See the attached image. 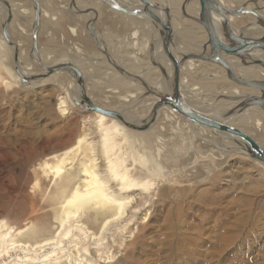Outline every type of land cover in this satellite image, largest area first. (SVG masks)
<instances>
[{
	"label": "rangeland",
	"instance_id": "374dc122",
	"mask_svg": "<svg viewBox=\"0 0 264 264\" xmlns=\"http://www.w3.org/2000/svg\"><path fill=\"white\" fill-rule=\"evenodd\" d=\"M6 1L10 4L14 3V0ZM21 1L29 4L32 11H30L31 14L28 15V19L23 20L25 25H29L31 22V29L33 23L31 3L29 0ZM165 1L159 0L160 4L164 3L166 5ZM249 1L252 0H243L241 5L236 2L234 6L238 9L243 5L245 10L264 14V9H261L263 5H244ZM38 2L40 3V1ZM68 2V9H74V11H71L73 15L77 17L86 16L83 11H78V9L72 7L70 0ZM98 2L100 1L98 0ZM125 2L130 4L131 0H125ZM180 2L183 3L184 0H180ZM177 7H179V4ZM177 7L173 8L171 14L176 16L175 21L177 23H181L177 17ZM90 10L92 9H87V11ZM27 12L30 13L26 9ZM5 15L6 13L1 5L0 23ZM92 16L91 14L90 19L95 18ZM241 17L235 18L237 21L231 22L232 28L237 29L239 32L251 23L253 20L250 18L255 16L247 14ZM13 19L12 16L8 32L10 40L13 43H15V40L21 46V48L18 46V50L20 49L23 52L19 55L21 57L20 61L25 66H30L28 73L40 74L41 70L29 58L31 54V36L22 27L19 30L23 35L14 30ZM90 19L85 23L83 21L90 40L83 33V36L80 37L81 41L74 38L68 45V48L78 46L81 51L77 52V47H74V51L71 50L68 57L84 71L86 75L84 81L87 88L86 93L96 106L126 112V115L130 116L135 122H139L141 118H147L149 114L144 115V113L149 106L141 108L142 114L140 113L139 118L131 116L129 110L133 109L137 102L144 97H146L145 102L155 101L154 98L148 95V91L136 82L121 76L112 66H110L112 75L110 81H108L105 68L102 70L101 65H99V68L96 66V58L91 57L92 35L86 29ZM184 21H186L185 27H190V29L184 32L185 35L181 34L180 24L176 23L178 25V28L175 27L176 40L181 46L184 44L187 50L190 51L189 53L200 52L197 45L204 42V35L199 29V25L196 26L187 19ZM22 24L24 23L22 22ZM82 28H84V25H82ZM82 28H80V31L83 30ZM95 31L98 32L96 27ZM190 32L193 36L188 37L186 33ZM154 34V28L151 26L147 29L146 35L144 33V41L149 43L152 39L151 42H157L161 48V37L159 34L158 36L156 34L155 37ZM97 36L95 38L99 43H94L97 47H100L99 54L106 61L101 52L104 48H101L100 34L98 33ZM0 39L2 40L3 37L0 36ZM3 43L0 44V59H2L0 64L3 65V69L0 68V76L5 78L8 84H1L0 80V217L5 218L15 230L26 228L30 223L50 230V226H53L54 222L52 212L48 208L47 201H44L46 198H43V194L52 189L51 183L49 179L43 180L42 178L38 186L34 187L35 176H32L31 168L39 158L52 151H58L59 147L61 148L70 137L76 136L82 128V121L88 117L93 118L95 113L82 111L73 104V98L77 97L76 99H78V91L75 90V82L70 80L65 73L53 74L38 80L31 87L30 85L15 84L13 81L17 75L13 71V52L5 42ZM38 51L43 57L40 60L41 63L50 65L60 61L58 56H53L54 54L50 56L49 53L52 52L48 51L49 53H47L44 50L40 52L39 45ZM161 51L163 53V47ZM149 52L150 48L143 52L145 57L140 62V71L137 74L134 73V76L140 78L141 76L138 74L142 72L143 77L141 78L144 79L146 84L150 85L149 89L153 91L157 89L155 85L159 80L151 84L147 83L146 79L152 81L163 79L164 76L158 67L150 64ZM75 53L78 56L73 55ZM173 53L175 54V52ZM32 54L35 56V53ZM121 55L120 52L116 58L120 60ZM64 59L69 60L68 58ZM123 60L128 65L126 67L122 66V68L131 69L135 67L127 57ZM92 61L95 62V64L93 63V73L90 72ZM115 61L113 64H117L118 60L115 59ZM154 64H157L155 59ZM104 66L106 67L105 64ZM168 68H171L170 65L166 69L168 70ZM212 69L210 68V71ZM167 70L166 72L169 73ZM220 72L222 74V70ZM113 74L115 75L114 78ZM210 75L208 72L202 71L199 76L203 77L199 78L196 71L193 73L183 72L180 81L182 79L181 84L183 87H193L195 93H197V90L198 93L202 92L200 96L207 97L208 100L212 98L214 88L229 91L235 87L224 76L211 80ZM257 79H263L261 72L259 74L255 73V76L249 80ZM164 82L169 85V78L168 81L164 80ZM162 86L163 84H161ZM166 87L169 90L164 91V95H167L170 91L169 86ZM137 89L142 90L141 96L137 97L136 100H131L129 98L130 94L136 93ZM158 91L161 93L160 90ZM59 95L66 96L70 104L71 111L66 116L57 111ZM225 96L231 95L226 94ZM116 97L118 99L120 97L125 99L126 97L127 100L131 101V104L128 106L125 103L123 107L122 102L117 100ZM215 101L207 103L209 105H205L204 109L211 111L210 109H214L218 104V107L224 105L225 108L231 104V102L219 99L216 106L211 107L210 104ZM196 107L200 108L198 104H196ZM254 111L258 112L255 113V118L264 124V113L259 109H254ZM161 113L162 111H160L159 117L152 127L144 133L140 132L146 139L154 141L156 135L154 131L159 127L163 128L158 137L164 145V151H162V158L160 159L161 165L156 167L159 177L154 180L156 182L153 184L154 189L148 194L144 204L147 207L145 210L148 211L147 218L144 224L138 222V232L135 239L127 242L124 252L118 255L119 260H122L119 264H264V164L253 161L245 155H240L237 151L222 153L213 144H200L199 137L201 138V136H205L204 139L209 140L206 137L209 131L195 128L182 119L177 120L175 118L165 121ZM246 120H243V123L235 122L234 127L248 133L264 148V135L254 129V120L250 123ZM150 133H153V136ZM210 137H213V135ZM213 138L216 143L221 144L218 135ZM228 146L235 148V143L228 141ZM147 151L152 154L150 149H147ZM136 169L138 172L140 170L139 166ZM141 172L143 174L140 176L146 175L144 170ZM139 209L141 210L138 216H141L143 207ZM136 219L133 218V221ZM133 223L129 225L132 227ZM90 224L92 225V223ZM48 234L50 235V231ZM118 261L111 264H118Z\"/></svg>",
	"mask_w": 264,
	"mask_h": 264
},
{
	"label": "bare ground",
	"instance_id": "6f19581e",
	"mask_svg": "<svg viewBox=\"0 0 264 264\" xmlns=\"http://www.w3.org/2000/svg\"><path fill=\"white\" fill-rule=\"evenodd\" d=\"M108 1H113L117 3L125 10L133 11L142 8L140 3L136 0H131L130 4L125 2V0H108ZM150 1L158 5V7L155 10V14L161 20L164 21V19L167 18L164 9H168L169 19L171 15L170 23L172 26V38L169 47L172 53L175 52V54L173 53L174 56L180 59V55L188 54L190 52L187 50V47L184 46V44L183 46H181L178 43L175 35V31H176L175 27L178 28L177 24H180L179 29L181 30L180 31L181 34L185 35L184 32H186L187 29H190V27L189 28L185 27L186 26L185 24L186 21H184L185 19L193 22V24H195L196 26L199 25L198 27L201 30V33L204 35V42L201 43L200 45H197L198 48L200 49V52L197 53H201L202 47L204 43L207 41V35L204 29L202 28V26L192 20L193 18H198V12H199L198 0H187V1L184 0L186 1V4L184 6L183 3L180 2V0H166L165 1L166 5H164V3L160 4L159 0L157 1L150 0ZM216 1L224 8L233 11L236 10L234 6L236 2H239L238 4L241 5L243 0H216ZM250 2L251 1L247 2V4L245 3L244 5L245 6L249 5L251 4ZM257 2H259L260 4H258ZM75 3L73 7L76 9L77 7ZM253 3H255V5H263V8L261 9H264V1L255 0ZM178 4L179 7H177ZM175 6L178 8L177 17L178 20L181 21V23H177L175 21L176 16H173L171 14ZM182 6L185 16L183 15L182 11H180ZM10 8L13 14L14 4L13 5L10 4ZM19 8L18 11L20 14L26 13V9H23L21 7ZM83 10L86 9H82V10L78 9V11H83ZM243 10L249 13L251 12L254 13L255 17L250 18L253 21L247 24L246 27L241 29L239 32L237 31V29L234 30L232 28L231 22L237 21V19L235 18H240L241 16H245L248 13L240 16L227 15V18L230 22V30L236 35L242 37H248L254 39L262 37V35L264 34V28L259 26L258 19L264 20V14L262 12L255 13L254 11L251 10L250 11L245 9ZM113 11L117 14L124 15L115 10ZM42 13L43 16H45L44 11L41 10V17H42ZM97 14L98 13L96 12V16ZM130 18H132L133 21H135L137 29H134L133 32L130 33L126 41L127 42L128 40L130 41L129 42L130 48L132 50L135 48L137 50L136 52L139 53V55L134 56L133 54L134 51L130 53V57L127 54L121 53L122 54L121 59L120 60L117 59L118 60L117 64L114 63L113 65L118 66V68L125 71L126 69L122 68V66L126 67L128 64L125 63L123 58L127 57V59L132 62V65L135 66L134 68L135 69L137 68L140 71L139 69L141 68L139 67L140 62L145 57V55H143V52L147 51L150 48L153 54V58H152L153 61L155 59L157 64H160L166 71L167 66H169L168 64L169 60L165 56V54H163L161 51L163 46L160 48L157 42L155 43H153L154 41L151 42L152 39L150 40L149 43H147V41H143V44L142 43L140 44L138 42L140 38V34L141 36H144V33L146 35L147 29L150 28L151 26L154 28L155 37L156 34L157 36L158 34L160 35L159 33L160 29L156 27L150 21V19L144 15L130 17ZM222 21L223 19L221 16L214 13L212 14L213 28L218 38H220V40L222 39V34H223L221 29ZM8 29H9V25L6 28V32L9 37ZM72 31H74V29H72ZM87 31L94 37H98L97 36L98 32L95 31V27L93 24L87 27ZM31 33H32V29H30L28 34L31 36ZM243 33L245 34L243 35ZM186 35L188 37L193 36L191 32L186 33ZM0 36H2L1 32H0ZM3 42H4L3 39L2 40L0 39V44H4ZM15 44H16L15 47L18 51V64H19L20 73L25 76L29 74H33V73H28V70H30V66H25L23 63H21L22 61H20L21 57L19 55L22 54L23 52L22 50L20 51V49L18 50V46L20 45L17 43ZM13 49L14 48H12L11 50L14 51ZM76 50L77 52H81L78 48H76ZM129 51L130 50H128L127 52ZM177 52L179 55L177 54ZM207 52L208 49H206V53ZM31 53H35V56L33 55L32 60L34 62H38L41 64L40 60L43 57L38 51V45H37V52L32 51ZM191 53L197 54L196 52H191ZM224 59L226 60V62H228L233 72L238 77L245 80H249L250 78L255 76V73L259 74V72H261L263 79L260 80H264V69L256 64V62L264 63V50L255 49L252 50L250 53H247V55L243 57L244 59L243 63H241L238 58H233L230 56H224ZM0 62H2V59H0ZM93 63L95 64V62L93 61L90 64L91 73L94 72ZM42 64L47 65L45 63ZM73 64L81 71L83 80L85 81L86 75L84 74V71L77 63H73ZM0 68L3 69V65L0 64ZM210 68L213 69L210 71ZM220 70H222V74ZM167 71L170 73L169 68ZM194 71H196V75L199 78L203 77V76H199V74L202 71L211 74L210 75L211 77L208 76L211 80H214L220 76H224L226 78L225 71L222 68L220 69L219 66L212 65L210 63H205V62L203 63V62L191 61V60H187L182 65V68L180 70V76L182 75L183 72L193 73ZM61 73L62 72H58L54 74H61ZM169 73L166 72L167 76H169ZM139 75L143 77L142 72H139ZM114 77L115 75L113 74V78ZM165 77L166 76H164V78ZM164 78L154 79L152 81H148L146 78L145 79L147 83H151V84H154L156 80H159L158 83L155 85V87L158 90H160L161 93L163 94L164 91L169 90L166 87L169 85L164 82V80H168V78L167 79ZM0 80L2 82L1 84L3 83L8 84L5 78L1 76H0ZM70 80L72 79L70 78ZM258 80L259 79L253 81H258ZM181 81H179L181 98L184 101V103L189 108L193 109L195 112L218 119L222 122L227 123V125L232 127L236 125L235 122L243 123V120L245 121L247 119L246 121L250 123L254 120L253 122L254 129L258 133H262L264 135V124L259 119L255 118L256 117L255 113L258 112L257 111L255 112L254 109H259L264 113V111L259 107L252 106L247 109H243L241 112H237L235 116L233 115L227 118L224 116L225 112L230 108H233V106H235L236 103L231 102V104L226 106V108L223 107L224 105L218 107L219 105L218 104L216 106V103L219 101V99H221V97L225 96L226 94H229L231 96L258 95L259 94L258 90L248 89L244 91L243 89L246 88L238 87L236 85L235 87L231 88L229 91H224L221 89L218 90L214 88L215 90L213 91L214 94L212 98L208 100L207 97H201L200 94L202 92L198 93L197 89H196L197 93H195L194 92L195 89L193 87L190 88H186L185 86L183 87ZM13 82L21 86L30 85V87L34 86L37 83V81H31V80L22 83L17 76L14 77ZM161 84H163L162 87ZM82 87L83 89L80 88L78 89V93H82L83 95H86L91 100V97L88 96V94L86 93L87 88L85 87V84H83ZM148 87H150V85H148ZM75 90L77 91L76 88ZM141 94H142V90L137 89L136 93L130 94L129 98L131 100L134 99L136 100V98L141 96ZM76 98L75 97L73 98L74 105L76 102L80 104V100ZM145 98L146 97L143 98L144 100L142 99L143 101L142 100L138 101L135 107L129 110V114L131 116L138 117L142 112L141 108L145 106H149L147 109L148 111L146 110V112L144 113V115L149 114L148 117L146 116L147 118L145 119L141 118L139 122L136 121L135 123L138 125H142L145 122H149L151 118L154 117L153 122L151 123V125H149V127L145 131H147L150 127L154 125V123L157 121V118L159 117L160 111H162L161 115L165 121L176 118L177 120L182 119L183 121L190 123L179 114L173 112L170 108L162 107L160 109L152 110L157 99H155V101L153 100L151 102L150 101L145 102ZM125 99L122 97H120L119 99L117 98V100L122 102L123 107L125 103H127L128 106L131 104V101ZM213 100L216 101L210 105L211 107L212 106H216V107H214V109H210L211 111L205 110L204 106L209 105L207 103L212 102ZM57 102H58L57 111L61 115L66 116L70 114L71 107L66 96L59 95ZM192 102H194L195 104ZM196 104H198L200 108L196 107ZM76 107L79 108V106ZM126 114H127L126 112H122V115L125 119L134 121L130 116ZM234 118L235 120L233 121ZM190 124L195 128H201L202 131L205 130L209 131V134L206 136L207 138H209V140L204 139L205 136L204 137L201 136V138L199 137L201 142L200 144H206V145L213 144L217 149L222 151V153L237 151L240 155H245L243 151L244 145L237 137L227 135L219 131H211L201 126L195 125L193 123ZM230 124H234V125H230ZM162 129H163L162 127H159L156 131H154L156 133L155 140L151 141L146 139V137H144L143 135H141L140 132L125 127V125L122 124L120 121L115 120L113 118H108L101 114L95 113L93 118L90 119L88 117L84 119L82 121V128L77 133L76 136L73 135L74 137L72 138L70 137L63 144L61 148L59 147L58 151L56 152L50 151L51 153L42 156V158H39V160H37L35 162V165L31 168V171L33 173L32 176L33 177L35 176L34 187L38 186L39 181L42 178L43 180L49 179L51 183L52 189L48 190V192H45L43 194V198H46L44 199V201L45 202L47 201L48 208L52 212V220L54 222V225L50 226V230H48L45 227L40 228L38 227V225L34 223H30V225L26 228L15 230L13 226L8 224L5 218L0 217V264H111L118 261L119 260L118 255H121L124 252L127 242L131 240L133 241L135 239L138 232L139 223L144 224V221L147 218L148 211H146L147 209L145 210V208L147 207L144 206V204L146 202V198H148L147 197L148 194H150V192H152L154 189L153 184L156 183L154 182V180L159 177L158 171H156V167L161 165V161H160V159L162 158L161 154L162 151H164L163 142L160 139H158V137L160 136V132H162ZM141 132L144 133V131ZM153 133L150 134L152 135ZM211 133L213 137L218 135L221 144L216 143L214 141V138L210 137L212 136L210 135ZM246 134L248 135V133ZM249 137L252 138L250 135ZM228 141H232L233 143H235V148L228 146ZM147 149H150V152H152V154L148 153ZM137 166H139L140 168L138 172L136 169ZM143 170L146 172V175L140 176L143 174L141 172ZM140 207L141 208L143 207L142 209L143 214L141 213L142 215L138 216V213L141 210L139 209ZM133 218L134 219L137 218V219L133 221ZM132 222L134 223L131 227L129 224ZM90 223H92V225ZM49 231H50V235L48 234ZM46 233L47 235H45ZM121 261L122 260H119L118 264Z\"/></svg>",
	"mask_w": 264,
	"mask_h": 264
},
{
	"label": "water",
	"instance_id": "95a60500",
	"mask_svg": "<svg viewBox=\"0 0 264 264\" xmlns=\"http://www.w3.org/2000/svg\"><path fill=\"white\" fill-rule=\"evenodd\" d=\"M32 9H33V23H32V33H31V52L36 51L37 52V35H38V28L40 26V19H41V10H40V3L37 0H29ZM104 6L115 10L117 12H120L124 15L135 17L144 15L150 19V21L160 29V37L162 39V46H163V53L169 60L170 65V75L167 76L165 69L160 64H154L153 61V54L150 50L149 52V61L151 62L153 66L158 67L162 75L166 76L164 79L169 78V88L170 92L168 95H164L158 90L154 89L151 91L144 81L143 78H136V76L123 71L122 69L115 67L110 63L108 53L103 50L102 55L106 58V61L109 63L110 66L114 68V70L119 73L121 76L125 77L127 80L134 81L140 86L144 87L145 90L148 91V95L151 96L154 99H157L156 103L153 106L152 110L160 109L162 107L170 108L173 112L176 114H179L184 119L189 121L190 123H193L195 125L201 126L205 129L211 130V131H219L222 133H225L227 135L235 136L243 143L244 148L243 151L245 153V156L252 159L253 161H256L258 163L264 164V150L252 139L247 135L246 133L242 132L239 129H236L232 126L227 125V123L222 122L218 119L212 118L210 116L199 114L198 112H195L193 109L189 108L184 101L181 98L180 95V70L182 68V65L187 61H199V62H205L210 63L212 65L219 66L225 71L226 78L232 82L234 85L246 89H253L258 90V95H241V96H222L221 99L236 103L233 108H230L225 112V117H231L235 116L237 112H241L243 109H247L252 106H257L260 109L264 111V80H245L240 77H238L228 64L226 60L224 59V56H230L233 58H238L241 63H243L247 53H250L252 50H264V34L260 38H248V37H242L239 35H236L230 30V22L227 18V15L231 16H240L243 14H252L253 12L249 13L247 11H244V6L242 5L236 10H228L224 8L222 5L218 4L216 0H198L199 3V12H198V18H191L194 22H197L202 26L204 29L206 35H207V41L204 43L202 47L201 53H188L184 55H180V59L176 58L172 51L170 50L169 45L171 44V38H172V26L170 23V19L168 17L169 11L168 9H164V12L166 14V19L161 20L156 14L155 10L158 7L156 3L151 2L150 0H136L140 3L141 9L138 10H125L120 5L113 1L108 0H99ZM187 1V0H186ZM186 1L183 2V6L186 4ZM255 1V0H254ZM253 0L250 2L251 4L255 5ZM264 1V0H262ZM3 6L4 11L6 12L5 18L0 23V32L2 34V37L4 39V42L9 46L11 49L14 48L13 52V70L16 73L18 79L25 83L28 80L31 81H38L41 79H44L48 76L53 75L54 73L62 72L67 75L68 78H71L74 80L76 84V89H83V76L81 71L70 61L67 59L61 60L57 63L51 64V65H43L42 63L34 62L33 54L31 53L29 55V58L36 64V66L41 70L40 74H29V75H23L19 71V64H18V51L16 49V44L13 43L6 32V28L9 25V23L12 20V11L10 10V3H8L6 0H0V6ZM70 5H74V0H70ZM182 6V13L185 16V13L183 11ZM85 14L91 13L96 18V12L94 10H83ZM217 14L222 17V39L218 38L216 35L213 24H212V14ZM95 18L90 19V22L87 24L86 29L91 24L94 25ZM259 26L264 28V20L258 19ZM91 38L94 42H97L96 38L92 35ZM206 49H208V52L206 53ZM178 54V52H177ZM179 55V54H178ZM258 66L264 69V63L262 62H256ZM168 81V80H167ZM78 100H80V104L78 102L75 103L76 106H79V109L88 113H97L101 114L103 116H106L108 118H113L115 120L120 121L122 124H124L127 128L141 132L145 131L149 125L154 120V117L151 118L149 122H145L142 125L135 124V121H131L129 119H125L122 115L123 111L119 110H113V109H105L99 106H96L94 103L91 102V100L82 93H78Z\"/></svg>",
	"mask_w": 264,
	"mask_h": 264
},
{
	"label": "crops",
	"instance_id": "0c3cea01",
	"mask_svg": "<svg viewBox=\"0 0 264 264\" xmlns=\"http://www.w3.org/2000/svg\"><path fill=\"white\" fill-rule=\"evenodd\" d=\"M39 1H40L41 10L46 13V16H43L42 13L40 28L38 32L39 35L37 37L40 52L42 50H44L47 53L52 52L49 53L50 56L54 54L53 56L56 57L58 56L60 61L65 60L64 58H68L70 62L74 63V61L70 60L68 56L70 54V51L73 50L74 47L77 48L79 47L73 46L68 48V45L70 42H72V40H74V38L77 41L80 40L81 39L80 37L83 36V33L84 36H86V38L90 40L88 34L85 31V24H83V21L84 23L87 22V20L90 19L91 14H86V16H80V17L73 15V13L71 12L73 9L71 10L68 9V3H69L68 0H39ZM74 3L76 7L80 10L82 9L87 10L88 8L91 7L90 9L95 10L98 13L95 18L96 19L95 27L101 37V41H100V43L102 44L101 48H104V50L108 53L109 60L111 61L112 64L113 62H115V59L117 60L116 57H118L120 52L122 53V51L123 54L129 55V57H130V53H132L133 51H134L133 52L134 56L139 55V53L136 52L137 50L135 48L133 50L130 48L129 45L130 41L129 40L128 42L125 41L128 39L130 33L133 32L134 29H137L136 23L135 21H133V19L116 14L113 10H110L106 8V6H104L103 4H100L98 0H74ZM13 4H14V13L12 15L14 16L13 19L14 30L19 31L21 33L19 28L22 27L26 29L27 32H29L31 22L29 23V25L28 24L25 25V21H23V20H27L28 15L31 14L30 12L31 9L29 4H26L25 1L23 2L21 0L19 1L14 0V3H11V5ZM19 7L23 9H27L30 13L27 12L26 14H20L18 11L20 9ZM22 22L24 24H22ZM20 24L22 25L20 26ZM82 25H84V28H82ZM80 28H82L83 30L80 31ZM72 29H74V31H72ZM21 35H23V33H21ZM144 38L145 36H141L140 34V38L138 42L140 44L141 43L143 44ZM92 41H91L92 57L96 58L97 60L96 66L99 68V65H101L102 70L105 68L104 70L108 76V81H110V77L112 75L111 67L109 63L107 61H104V58L100 56L99 54L100 47H97L96 45L97 43L95 42L96 43L95 44L94 41L93 42ZM14 42L16 43V41ZM75 44L79 45L78 43ZM128 50L130 51L127 52ZM73 55H77V54H73ZM104 64L106 65V67L104 66ZM126 71L134 75V73L136 74L139 70L134 69V67H132L131 69H126Z\"/></svg>",
	"mask_w": 264,
	"mask_h": 264
}]
</instances>
